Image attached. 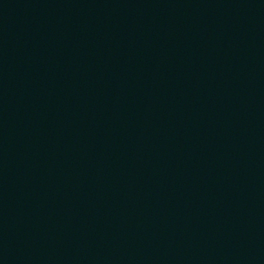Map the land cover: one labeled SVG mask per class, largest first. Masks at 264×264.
<instances>
[{
	"label": "water",
	"instance_id": "obj_1",
	"mask_svg": "<svg viewBox=\"0 0 264 264\" xmlns=\"http://www.w3.org/2000/svg\"><path fill=\"white\" fill-rule=\"evenodd\" d=\"M0 264H264V0H0Z\"/></svg>",
	"mask_w": 264,
	"mask_h": 264
}]
</instances>
